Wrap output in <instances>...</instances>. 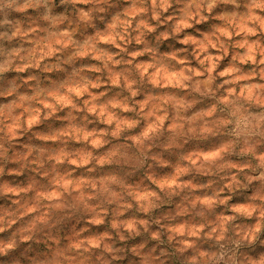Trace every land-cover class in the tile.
Returning a JSON list of instances; mask_svg holds the SVG:
<instances>
[{
  "label": "clouds",
  "instance_id": "clouds-1",
  "mask_svg": "<svg viewBox=\"0 0 264 264\" xmlns=\"http://www.w3.org/2000/svg\"><path fill=\"white\" fill-rule=\"evenodd\" d=\"M0 264H264V0H0Z\"/></svg>",
  "mask_w": 264,
  "mask_h": 264
}]
</instances>
